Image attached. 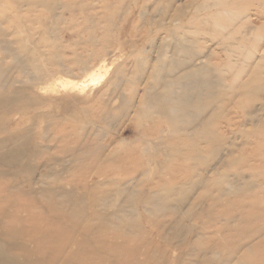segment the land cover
Instances as JSON below:
<instances>
[{
	"label": "rangeland",
	"instance_id": "rangeland-1",
	"mask_svg": "<svg viewBox=\"0 0 264 264\" xmlns=\"http://www.w3.org/2000/svg\"><path fill=\"white\" fill-rule=\"evenodd\" d=\"M34 1L0 0V31L6 33L0 40L2 45L10 44L8 52H0V67L4 69L5 77L16 82L18 89L31 87L30 81H33L35 74L28 61L32 57L45 62L44 69L51 75L47 79H39L40 85L28 90V93H33L31 102L37 105L30 111L15 107L24 116L21 126L29 127L31 118H36L35 143L38 142L44 149L33 162L38 165L34 177L40 178L47 168L48 172L51 170L56 174L65 170L62 178L66 187L73 189L72 192L76 183L87 186L77 189V195H84L86 202L91 201L87 198L88 192H93L97 199L111 195L107 206L102 204V200L98 207L87 206L88 212L99 211L103 216L125 206L122 200L131 192L138 193L144 189L145 192L158 193L162 199L167 196L174 199L173 194L169 195V189H178L179 186L189 188L190 181L197 183L204 179L210 192L205 195L202 188L192 190L190 198L193 197L194 202L203 194L206 199L199 202L201 205L197 206L196 211L208 210L211 203L212 214L206 216L204 212L198 221L191 217L182 223L196 233L200 231L201 235L209 237L216 229L220 232L215 241L228 248V251L220 253V262L235 253L237 248L233 247L242 239L247 240V235L241 236V232L237 233L231 225L229 231L225 229L228 223L223 220L228 217L216 209L213 198L226 180L236 185L252 183L254 191H243L242 195L227 197L224 201H232L230 208L236 214L230 220L233 224L240 216L244 217L245 224H240L242 227L258 229L253 237L258 243L257 249L246 264H264V0H226L230 8L234 5L238 7L232 13L233 21L224 18L227 28H218L213 14L207 18V12L198 10V5L201 6L204 0H196L195 3L190 0H91L85 3V12L81 6L78 7L79 0H53L47 8L36 6ZM66 5L68 7L63 8ZM178 8H181L180 12ZM54 9L52 13L55 17L50 13ZM16 27L22 28L20 34L15 33ZM189 29L197 34H191V38L198 43L195 44L196 50L219 52L211 67L214 69L213 80H223V94L216 93L215 96L220 94L218 102L213 100L205 112L210 120L217 107L222 109L219 119H215L219 141L209 139L205 144L196 141L204 149V160L196 157L172 163L173 157H182L178 151L196 156L195 151L190 149V136L194 137L193 133H170L165 119L152 114L140 117L136 112L144 96L156 91L148 86L153 82L152 64L160 57L182 58H178L174 52L173 35L181 38L183 31ZM258 35L260 37L256 39ZM91 38H94V43H89ZM21 40L30 52L21 50ZM33 50L37 52L34 55ZM55 54H59L60 59L56 63L61 64L62 68L53 61L49 62ZM139 61L141 64L145 61V64L140 67ZM243 67L246 69L240 73ZM251 69L255 70L252 72ZM249 80L260 81L259 87L249 90L252 91L249 92L250 98L243 91L249 87ZM257 90L261 93L254 92ZM19 99L25 101L24 96ZM126 100L129 108L124 109L114 121L110 120L112 112L118 113L117 109ZM240 104L243 106L240 107ZM18 118L20 116H16L17 121ZM216 147L220 150L214 158L210 151ZM47 148L48 152L45 151ZM156 148L160 149L157 150L160 154L154 153L153 149L156 151ZM80 149L79 153L82 154L79 156ZM232 151L237 161L230 177L223 179L222 168L228 166V155ZM150 154L157 156V160H150ZM106 158H115V161H106ZM25 179L26 176L22 175L14 180H0V188L23 183ZM107 181H112V185H101ZM218 181L223 183L217 186ZM92 182L97 183L96 189L90 187ZM154 182L168 190L157 187L150 189ZM19 200L21 204L28 202L25 198ZM254 200L256 204L252 209L238 207L248 206ZM27 209L34 215L41 214L34 206ZM132 209L135 218H130L136 220L137 225L140 224L141 230L136 231L139 236L135 240L127 241V247L136 246L139 241L144 244L148 239L147 243L162 245L158 252L166 250L168 258L178 257L180 252L177 247L165 245L164 237L173 238L168 227L173 220L170 216L176 221L187 211L180 210L173 215L165 209L157 215H150L141 204H134ZM218 214L222 216V222L209 220L210 216L216 218ZM249 214L256 219L257 226L251 224L255 220ZM214 244L217 245L205 239L196 250H205L214 247ZM157 256L160 257V254ZM156 262L154 257L152 264ZM190 262L191 258L186 264Z\"/></svg>",
	"mask_w": 264,
	"mask_h": 264
},
{
	"label": "bare ground",
	"instance_id": "bare-ground-1",
	"mask_svg": "<svg viewBox=\"0 0 264 264\" xmlns=\"http://www.w3.org/2000/svg\"><path fill=\"white\" fill-rule=\"evenodd\" d=\"M52 1L53 0H35L34 3L36 6L47 8ZM87 1L91 0H79L80 5L78 7L81 6L83 12H85V3ZM92 1L101 2L108 0ZM171 1L173 2L174 0ZM195 1L196 0H190L191 3H195ZM67 7V5L63 6V8ZM232 7L233 8L229 7L226 0H204L201 6L198 5L197 8L200 11L207 12V18H211L213 14V19L217 21L215 26L218 28H227L226 26L228 25L223 22L224 18L227 17L226 20L233 21L234 14L232 13L238 10L236 5ZM178 10L180 12L181 8H178ZM53 11H55V9L50 13L55 17V14L52 13ZM176 18L178 17L176 16ZM244 26L245 24H243V27ZM21 32L22 28L16 27L15 33L20 34ZM191 34L197 35L195 31L192 33L190 29L183 31L182 39L179 38L177 34L173 35L175 44L174 52L178 58L180 56H182V58L164 59L160 57L152 64L154 69V73L151 74L153 84L150 83L148 86L150 90L156 91L154 93L150 92L151 94L144 96L142 104L136 112L138 115L140 114V117H146L148 114H152L165 119L168 129L171 131L170 133H177L180 131L193 133L194 137L190 136L192 139L190 141V149L195 151L196 156L178 151L182 157H173L171 161L169 160L172 163H176L181 159L191 160L196 157H198L199 160H204L206 157L202 155L204 149L201 145L197 144L196 141H200L202 144L208 143L210 141L209 139H211V141H219V138H217L219 134L218 123H215V119H219L222 109L217 107V110L213 111L214 114L211 115L213 118L210 120L206 118L207 113H205L212 105L211 102L215 99L216 102H218L219 98L217 97L223 94L221 93L223 92V80L222 78L218 81L215 79L213 80L214 69L211 67V62H213L215 58L217 59L219 52L215 50V52L212 53H205L201 49L197 48L196 50L195 44L198 43L191 38ZM3 36H6V33L0 31V37ZM259 37L260 35L256 36V39ZM93 39L94 38H91L89 43H94ZM178 40L179 42H177ZM19 44L21 50L29 51L24 41H19ZM9 45L10 44L2 45L0 40V52H8ZM33 52V55L37 53L35 50H33ZM59 59V54H55L53 58L49 59V62L53 61L56 63ZM28 62L29 66L34 71L35 77H32L33 81H30L32 84L31 87L25 89H18L16 82L8 80L9 78L7 79L5 77L4 69L1 68L2 66L0 67V136L3 135L0 137V180H14L22 175L26 176L23 183H13V185H7L5 189L0 188V264H152V259L154 257L157 261L154 264H186L190 258V264H231L232 262V264H246L248 260L252 259V255L255 253L258 244L254 241L253 237L256 235V230L258 229L254 230V228L242 227L240 224H245L244 217L241 218L240 216L239 220H236L233 224L230 220L234 219L236 214H233L230 208L232 201H224L227 197H238L242 195L243 191L247 193L254 191V185L252 183L236 185L234 182L229 183V180H226L224 186H221L216 191L215 197L213 198L214 201H216L213 203V205L217 206L216 209L218 208L220 213H225L229 219L225 218L223 220L228 223L225 229L229 231V225H231L236 228L237 233L241 232V236L244 234L247 235V240L244 241L242 239L237 246L233 247V249L237 248L236 252L230 254L224 261L220 262V260H218L220 253L223 250L228 251V248L215 241V239L219 237L220 232L216 229L213 233L211 232L212 236L209 237L201 235L200 231L196 233L190 226L182 223L191 217L198 221L204 212H206V216L212 214L211 203H209L208 210L201 212L196 211L197 206L201 205L199 202H203V200L206 199L203 194H200L194 202H192L194 198H190L192 190H200L202 188L205 195L207 192H210L208 189L209 185H207L208 182L204 179L196 181L197 183H195V181H190L189 188L179 186L178 189L173 187V189L169 190L160 183L154 182L149 186L150 189L157 187L163 191L168 190L169 195L173 194L175 198L172 199V197L167 196L166 199H162L158 193L152 194L145 192L144 189L138 191V193L134 191L131 192L126 199L122 200V204L125 206L117 209L114 213H105L104 216L99 211L88 212L87 206L98 207L101 200L102 204L107 206L112 199L111 195L106 194L107 196L103 197V199H97L93 192H88L86 193V195H88L87 198L91 200L88 203L84 195H77V189L86 188V185L80 186L75 182L76 184L73 185L75 191L72 192L71 190L73 189H68L62 178L65 170H63L61 174H56L51 170L48 172L47 165L45 166V168H47L46 173L36 179L34 176L38 171V165L33 162H35L39 154H42L41 151L44 149L38 142L35 143L36 137L34 132L36 128V118H31L29 127L25 125L24 127L21 126L24 121V116L21 112L16 110L17 108L15 107H20L24 111H30L33 106L37 105L31 102L30 99L33 93H28V90L34 89L37 85H40V82H38L39 79H47L51 75L44 69L45 62L39 59L34 60L33 57ZM144 62L145 61H142V64ZM197 62L199 64H197ZM56 64L61 68L63 67L59 63ZM138 64L140 67L142 66L141 61H139ZM258 66L259 65H257L256 68H258ZM244 69L246 68L243 67L240 73H242ZM255 69H251L252 72ZM254 74L257 75V72ZM259 86V80H252L249 82V87H246L243 91H245L246 95L250 98L249 92L252 91L249 90ZM159 90H163V92H159ZM259 91L260 90L254 92L259 93ZM218 92L220 94L215 96ZM23 96L25 101L19 99L23 98ZM127 100L117 109L118 113L115 114L112 112L110 120L114 121V118L120 116L124 109L126 110L129 108V102ZM241 106L243 105L240 104V107ZM41 108L42 104L40 103L39 109ZM18 115L20 118H18L17 121L16 116L19 117ZM41 116L44 117L43 113H41ZM200 118L201 120L199 121ZM251 122L254 123L255 121ZM201 134H203V136H201ZM155 146L159 147L158 145ZM161 146H163V143ZM157 150L160 149L156 148V151L153 149L154 153L160 154ZM219 150L220 148L218 149V147H216L215 150H211V155L216 158L219 155ZM45 151L48 152L49 149L47 148ZM80 151L81 149L78 153ZM81 154L82 153H79V156ZM152 156L151 159H149L154 161L157 156ZM76 157H78V155ZM106 159L104 160L115 161V158ZM52 160H54V158ZM236 161V154L233 151L230 152L228 155V166H223L222 168V173L225 175L223 179L227 176L230 177L229 175ZM241 176L242 175H240V177ZM94 183L92 182L90 187H95L97 185L96 182ZM222 183L223 182L218 181L216 185L219 186ZM101 185L109 187L112 185V181H107ZM138 197L140 199H138ZM20 198H25L28 202H22L21 204ZM136 198L138 200H136ZM134 204H141L145 212L150 215H157L165 209L172 212L173 215L180 210L187 211L182 213L181 217L179 216L176 221H173L174 217L170 216L173 220L170 221L168 227L169 232H172L171 236L173 238L164 237L165 245L169 246V248L177 247V250L180 252L178 257L168 258V252L166 250L158 252L162 246L161 244L154 246L153 243H147L148 239L144 241V244L143 241L138 240L139 242L136 246L127 247V241L130 239L135 240L136 237L139 236V232L136 231L141 230L140 224L137 225L138 222L130 218V216L135 218V211L132 209ZM255 204L256 200L248 206L238 205V207L245 209L251 207L252 209ZM20 206L22 209H20ZM28 206L38 208L41 214L34 215L30 209H27ZM229 210L231 212H228ZM249 216L254 218L250 214ZM221 217L222 216L218 214L216 218L210 216L209 220L220 221ZM254 220L255 222L251 224L257 226V221L255 218ZM204 229H206V227H204ZM161 238L163 239V237ZM205 239H208V242H216L217 245L214 244V247H209L205 250L200 248V250L197 251L196 247H199ZM173 240H175V242H173ZM158 254H160V257L157 256Z\"/></svg>",
	"mask_w": 264,
	"mask_h": 264
}]
</instances>
